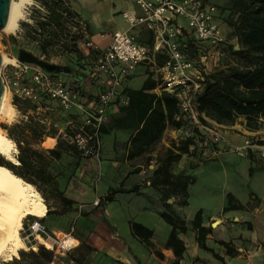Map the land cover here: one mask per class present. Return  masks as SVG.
<instances>
[{
  "label": "crops",
  "instance_id": "obj_1",
  "mask_svg": "<svg viewBox=\"0 0 264 264\" xmlns=\"http://www.w3.org/2000/svg\"><path fill=\"white\" fill-rule=\"evenodd\" d=\"M207 1L216 5L212 0ZM31 2L33 6L28 18L21 21L14 33L2 40L5 55L11 63L15 60L26 63L29 60L27 64L42 70L41 66L32 61L49 64V69L44 71L63 79L71 88L78 86L84 99V108H93L96 106L100 86L90 78L91 62L96 59L99 50L109 45L115 31L126 30L127 25L121 14L124 11L139 14L137 6L132 0H63L61 2L73 14L72 17H77L86 24L93 47L91 50L85 49L67 21L68 37L58 45L45 47L43 53L41 39L46 34L39 35L38 21L47 20L48 10L37 0ZM216 8V22L224 37L222 47L227 48L229 30L225 13H222L221 8ZM47 30L53 28L47 27ZM135 33L142 43L149 46L152 44L149 33ZM71 37L76 38V52L63 51L61 44H72ZM233 38L236 40L234 36ZM232 47L234 50L238 48ZM59 48V55L51 58L50 63L43 60ZM163 62L164 57L157 55L154 60L137 65L128 76L123 86L128 105L123 106L118 99L108 109L107 119L100 129L101 150L98 159H82L77 150L69 148L62 153L60 160H52V166L60 173L57 188L72 205L63 206L56 192L47 186H41L40 195L47 199L46 202L43 201L46 211L41 221L53 232L71 234L77 246L66 258L53 256L46 264H175V261L177 264H264L263 241L251 235L254 231L253 223L239 216L247 213L258 215L264 210V199L261 200L254 193H250V201L244 204L232 195L244 207L242 211L223 212L227 205L226 194V205L220 216L205 217L202 208L195 212L201 211V226L211 229L206 235L205 245L212 253L198 246L197 232L191 225L195 214L190 219L178 213L189 205V191L196 183L194 172L220 154L209 161L198 163L188 142L178 139L181 122L175 118V107L165 102L166 97H173L160 88L158 68ZM224 67L222 65L219 69ZM7 70L9 73L14 71L11 66ZM13 98L15 97L11 95L13 120L4 125L3 130L14 139L11 140L15 147L14 158L20 152L22 157L29 156L35 162L33 153L49 158V150L61 152L63 147L57 145V137L48 134L49 129L55 127L59 135L71 122L68 119H76L78 124L81 123V111L77 108L59 114L53 102L50 110L37 105L35 109L19 111L12 105ZM58 114L67 121H54L52 117H57ZM203 118L207 123L221 127L232 146H242L245 140H250L254 146L253 152L239 158L248 161L250 177L257 171L264 175V158L257 151L258 147L264 148V122L258 129L251 130L245 126L243 118H238L231 125H219L204 116ZM175 121L180 123L177 128L173 124ZM105 135L109 138L108 144L102 141ZM184 145H187V150L180 153L177 147ZM179 154L177 161L172 159ZM177 180L186 183L184 191L180 187L175 188ZM111 190L116 193L107 202L105 198ZM140 199L142 202L137 206H131L132 202ZM96 200L101 202L97 206L93 204ZM162 214L185 223L186 231H177V238L184 247L179 259L175 257L173 249L166 246L172 227L163 219ZM52 216L56 217L55 222L58 224L47 222ZM82 216H87L92 224L78 225ZM133 223L151 232L146 241L133 232ZM236 227L238 234L232 236L230 231ZM244 230L250 235L244 234ZM142 233L144 234V230ZM221 242L228 244L235 251V256H226ZM70 243L72 238H68L66 245ZM14 258L20 259L19 256Z\"/></svg>",
  "mask_w": 264,
  "mask_h": 264
},
{
  "label": "built area",
  "instance_id": "obj_2",
  "mask_svg": "<svg viewBox=\"0 0 264 264\" xmlns=\"http://www.w3.org/2000/svg\"><path fill=\"white\" fill-rule=\"evenodd\" d=\"M132 1L139 14L124 11L121 16L126 30L115 31L109 45L99 50L91 62L90 78L100 86L96 106L84 108L78 86L71 88L63 79L17 60L1 66L0 76L5 89L23 101L36 102L39 93H43L56 101L63 111L80 110L81 123H68L59 136L83 157L98 159L101 150L99 129L107 119L108 109L118 99L123 106L128 105L123 94L126 79L137 65L161 55L164 62L158 68L160 88L175 99V118L181 122L178 139L188 142L197 162L204 163L224 152H234L239 157L253 152V143L248 139L242 146L230 145L221 127L204 122L196 108L195 100L202 92L205 77L213 72L206 63L205 48L215 50L219 56L224 44L222 29L216 22L215 5L207 0ZM68 24L85 49L91 50L93 44L89 41L86 24L77 17L70 18ZM137 31L149 33L152 44L142 43ZM187 38L201 48L197 59H190L186 54ZM9 66L14 69L12 73L7 70ZM257 151L264 158V148L258 147ZM93 204L97 206L98 200ZM27 226L33 240L37 237L42 240H34L35 246L40 245L54 254L64 255L77 246L71 234L53 232L39 218H33ZM68 238H72V243L66 245Z\"/></svg>",
  "mask_w": 264,
  "mask_h": 264
},
{
  "label": "trees",
  "instance_id": "obj_3",
  "mask_svg": "<svg viewBox=\"0 0 264 264\" xmlns=\"http://www.w3.org/2000/svg\"><path fill=\"white\" fill-rule=\"evenodd\" d=\"M36 1V0H35ZM48 10V18L46 21H38L39 35H45L41 39V51L44 53L45 47L58 45L61 40L68 37L66 33V23L72 17V13L64 7L60 0H37ZM233 1V11L230 14L229 26L233 29V36L236 38L238 49L234 50L229 47V52L234 58V63L225 66L208 74L205 77L202 92L195 100L197 111L205 118L214 121L219 125L234 124L238 118L245 120V126L248 129L256 130L260 124L264 122V0H231ZM47 27H52L53 30H47ZM71 41H76L75 37L70 38ZM186 54L190 59H197L200 55L201 48L196 45L192 40L186 39ZM61 48L63 51L76 52L75 43H62ZM46 67L49 64L42 62ZM54 108L59 112H63L58 103L47 95L39 93L36 102L22 101L18 98H13L12 105L19 111H26L29 108ZM165 102L170 103L175 107V114L177 113L176 101L173 98H165ZM48 112V111H47ZM52 117L54 121L67 120L65 117L59 115ZM69 118H71L69 116ZM171 119V117H169ZM72 123L78 125L76 119H68ZM204 122H206L203 119ZM174 127L180 126L179 122L173 123ZM101 129V128H100ZM99 129V134H100ZM50 136L57 137V145H61L63 150L57 152L54 150L48 151V157L43 155H36L34 162L29 156L22 157L20 152L15 156L17 163H11L2 156H0V166L6 167L12 174L19 177L24 182L31 184L37 191L42 194L41 186H47L51 191L56 192L60 198L63 206H71L72 202L63 197V194L58 190V178L60 173L52 166V160H60L62 153L69 148L77 150L73 146L67 145L59 135L57 129L51 127L49 129ZM7 137L14 140L10 134ZM180 153L186 152L187 145L177 147ZM78 151V150H77ZM80 158L90 159L83 157L78 151ZM179 155H175L172 159L177 161ZM186 183H181L179 180L175 183V188L180 187L182 191L185 190ZM116 191L111 190L105 201L110 202L112 195ZM101 202H98L100 204ZM244 207L237 203L231 194H227V205L223 212L228 211H242ZM49 214V211L48 213ZM163 219L172 227L167 247L172 248L175 257L179 259L183 252L184 247L182 242L177 238V231L185 232V223L178 218H173L169 215L162 214ZM201 211L195 214L191 222L193 229L197 232V243L200 249L212 253L211 249L205 245L206 235L211 231L210 228L201 226ZM133 232L139 234L146 241L151 235V232L144 229L141 225L133 223L131 225ZM144 230V234L142 231ZM225 248V255L229 257L235 256V251L231 249L228 244L220 243ZM39 250V254H40ZM22 255L23 253H19ZM38 253H33L37 259ZM216 258V255H214ZM49 262L50 259H47ZM35 264H37L35 262ZM177 264V261H175Z\"/></svg>",
  "mask_w": 264,
  "mask_h": 264
},
{
  "label": "rangeland",
  "instance_id": "obj_4",
  "mask_svg": "<svg viewBox=\"0 0 264 264\" xmlns=\"http://www.w3.org/2000/svg\"><path fill=\"white\" fill-rule=\"evenodd\" d=\"M102 1V0H99ZM212 3H215V7L221 8L222 13H225V22L227 24V29L229 33L227 34L226 40L229 41L226 47H221V54L218 56L215 54V50L206 47L205 53L207 56V61L209 68L212 71L218 70L222 65L227 66L234 63V58L231 56L228 47L236 46L237 42L233 38V29L229 26L230 14L233 11V1L231 0H212ZM219 3V4H218ZM214 5V4H213ZM219 5V6H218ZM32 8V2L25 5L23 11V20L28 18ZM25 12V13H24ZM19 22V24L21 23ZM10 33H6L0 31V53L3 54L6 58V63H9L8 57L5 55V51L2 48V40ZM60 48L53 51L52 54L47 55L43 60L50 63V59L57 57L59 55ZM56 61V60H55ZM42 68V67H41ZM8 102L11 104V94L8 92ZM13 111L6 110L5 113L0 118V132L4 134L6 137V133L3 130L4 125L11 123L13 120ZM104 144H108L109 138L108 136H103ZM14 157V153H13ZM12 163V162H11ZM248 161L244 158H239L234 152H224L217 156L212 162L205 164L200 169L194 172V176L196 178V183L194 186L190 188L189 191V199H188V207L184 208L179 214L184 217L193 218L195 212L202 208L204 212V216H214L218 217L221 215L223 207L226 205V194L233 195L239 202L247 203L250 201V193H254L261 200L264 199V175L259 173L258 171L254 173L252 177L249 176ZM42 190V188L40 187ZM37 190V189H36ZM42 197V196H41ZM43 201L46 202V197L43 196ZM122 202V201H121ZM142 202L135 201L131 203L132 207L138 205V203ZM264 206V201H263ZM240 217H245L249 222L253 223L254 231L251 234L253 237L258 238L264 243V210L260 212L258 215H254L251 213L247 214H239ZM33 218L36 217H27L25 219L20 220V226L27 225ZM55 216L50 217L47 222H55ZM87 224L88 226L92 224V221L89 220L87 216H82L78 222V225ZM55 224H58L55 222ZM238 228L236 227L234 230L230 231V234L236 235L238 234ZM244 234L250 235L247 230H244ZM36 251L31 248H27L26 246L23 248H19L18 256L19 260H15L13 257L8 261H0L1 264H20L25 262V264H46L48 263L47 259H52L53 256L58 258H66L68 253H65L63 256L59 254H54L53 251H47L44 247L38 245L35 246ZM39 250L41 251L39 254ZM19 253H23L20 255ZM33 253H38L37 259L33 256ZM71 253V252H70ZM71 259V258H70ZM73 260V259H71ZM72 264H76L75 262Z\"/></svg>",
  "mask_w": 264,
  "mask_h": 264
},
{
  "label": "bare ground",
  "instance_id": "obj_5",
  "mask_svg": "<svg viewBox=\"0 0 264 264\" xmlns=\"http://www.w3.org/2000/svg\"><path fill=\"white\" fill-rule=\"evenodd\" d=\"M30 1L11 0L7 24L3 32L14 33L18 29L19 22L24 17V7ZM1 57L2 66L6 63V58L3 54ZM8 109L14 108L9 105L8 91L5 89L0 105V118ZM14 152V143L0 132V156L7 161L17 163L13 157ZM45 211L46 206L40 193L31 184L12 174L6 167L0 166V261L11 260L18 256L19 248L27 247L25 240L21 237L23 225L20 226V220L27 217L41 219ZM34 240L42 242L39 237ZM31 249L36 251L34 245Z\"/></svg>",
  "mask_w": 264,
  "mask_h": 264
},
{
  "label": "water",
  "instance_id": "obj_6",
  "mask_svg": "<svg viewBox=\"0 0 264 264\" xmlns=\"http://www.w3.org/2000/svg\"><path fill=\"white\" fill-rule=\"evenodd\" d=\"M10 4H11V0H0V31H2L7 24ZM237 49L238 48H236V50ZM28 62H30V61L29 60L26 61V63H28ZM32 62L41 66L44 70L49 69V67H46L37 61H32ZM1 64H2V57H1V53H0V69H1ZM4 90H5L4 83H3V80L0 76V105H1L2 98H3ZM215 225H216V223L213 224V226H215ZM21 237L25 240V244L27 245L28 248H31L32 245L35 246L36 243L33 240V238L30 236V232L28 230L27 225L22 226Z\"/></svg>",
  "mask_w": 264,
  "mask_h": 264
}]
</instances>
